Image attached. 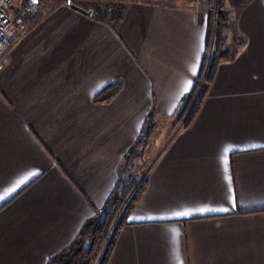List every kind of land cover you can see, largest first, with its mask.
<instances>
[{
    "label": "crops",
    "instance_id": "obj_1",
    "mask_svg": "<svg viewBox=\"0 0 264 264\" xmlns=\"http://www.w3.org/2000/svg\"><path fill=\"white\" fill-rule=\"evenodd\" d=\"M51 1L25 11L0 69V264H47L74 240L145 116L173 117L207 54L197 8L129 0L112 27ZM226 5L245 43L149 165L107 264H264V0Z\"/></svg>",
    "mask_w": 264,
    "mask_h": 264
},
{
    "label": "trees",
    "instance_id": "obj_2",
    "mask_svg": "<svg viewBox=\"0 0 264 264\" xmlns=\"http://www.w3.org/2000/svg\"><path fill=\"white\" fill-rule=\"evenodd\" d=\"M72 1L78 4L79 0ZM90 1L94 4L93 6L90 3V7L93 8H91L93 13L99 15L96 16L97 19L107 22L112 27H115L121 20L124 11L123 5L114 3L102 4L101 0ZM207 6L211 10L214 9L215 14L213 15V13L209 12L206 20L208 23L207 51L211 45L212 32L214 34L212 39L211 56L204 79L205 83L210 81L216 65L221 61L232 58L245 43L244 37L241 35L237 42V48L231 51L229 50L226 30L229 29L233 23L226 5V0H207ZM17 11L19 12V15H22L26 10H23V8L21 9L20 7ZM213 18L214 30H212L211 25ZM198 21L202 22L200 15ZM207 59L208 52L203 59V66L206 65ZM203 69L204 68L202 67V71ZM115 89L116 83L107 85L95 96V101L108 100L114 94ZM206 89V85L200 88L199 98L197 99L194 109L186 120L184 126H187L190 123L198 110L199 104L206 93ZM194 93L191 92L186 99L189 100L194 97ZM153 112L154 110H151L145 116L137 138L131 144L124 156L123 166L119 170L117 182L106 198L101 210L93 219L87 221L82 226L78 235L66 248L50 257L47 264H107L119 230L126 223L128 212L145 189L146 172H143L138 176L136 174L137 169L135 168V161L140 158V150L148 143L154 131Z\"/></svg>",
    "mask_w": 264,
    "mask_h": 264
},
{
    "label": "rangeland",
    "instance_id": "obj_3",
    "mask_svg": "<svg viewBox=\"0 0 264 264\" xmlns=\"http://www.w3.org/2000/svg\"><path fill=\"white\" fill-rule=\"evenodd\" d=\"M57 1L58 0L51 1V2L52 4H55ZM101 1H102V4L114 3L118 5H123L125 2H128L129 0H101ZM159 1L167 2L171 4L191 6V7L197 8L198 10H201L203 14H208L209 12L213 13V15L215 14L214 9L211 10L210 8H208L207 0H159ZM90 3H91L90 0H79L78 1L79 6L85 9H91L92 8L90 7L91 4L94 6L93 3L91 4ZM12 4L17 14L19 13L17 9L21 7V9L23 8V10H27L26 15H28L35 9L37 10L39 8H44L45 5L49 4V0H13ZM23 13H25V11ZM38 15H40V13ZM95 16H99V15L96 14ZM30 18L31 17L26 18L28 22V26L31 20ZM211 25H212V30H214V18L211 21ZM213 34L214 33L212 32L211 45L207 51L208 59L206 61V65L203 66L204 68L203 71H201V77H199L200 83L197 85V89L194 93V97H192L189 100H187L186 98L181 100V105L178 107V109L175 110V112L173 113L174 115L173 117H170V118L161 117L158 120L157 124L154 122V129H153L154 131L148 143L140 150L141 152L140 158H138L135 161V168L137 169L136 174L138 176H140L141 173L146 172V170L148 169L153 159L160 152L161 148L164 147V145L170 140V138L175 134V132L180 129V127L184 126L186 120L191 115L194 109V106L196 104V101L199 98V90L205 84L204 79L207 73L206 72L207 66L210 60V56H211ZM226 35H227V45L229 47V50L231 51L237 48V44H238L237 42H238V39L241 37V34L235 29L233 25H231V27L226 30ZM209 39H210V36H209Z\"/></svg>",
    "mask_w": 264,
    "mask_h": 264
},
{
    "label": "built area",
    "instance_id": "obj_4",
    "mask_svg": "<svg viewBox=\"0 0 264 264\" xmlns=\"http://www.w3.org/2000/svg\"><path fill=\"white\" fill-rule=\"evenodd\" d=\"M13 0H0V69L8 61L15 43L27 32L28 22L15 12Z\"/></svg>",
    "mask_w": 264,
    "mask_h": 264
},
{
    "label": "water",
    "instance_id": "obj_5",
    "mask_svg": "<svg viewBox=\"0 0 264 264\" xmlns=\"http://www.w3.org/2000/svg\"><path fill=\"white\" fill-rule=\"evenodd\" d=\"M66 3L69 7L83 13V14H86V15H92L93 14V10L92 9H85L81 6H79L78 4L74 3L72 0H66Z\"/></svg>",
    "mask_w": 264,
    "mask_h": 264
},
{
    "label": "snow or ice",
    "instance_id": "obj_6",
    "mask_svg": "<svg viewBox=\"0 0 264 264\" xmlns=\"http://www.w3.org/2000/svg\"><path fill=\"white\" fill-rule=\"evenodd\" d=\"M188 89L187 88H185V91H187ZM0 199H2V197H0Z\"/></svg>",
    "mask_w": 264,
    "mask_h": 264
}]
</instances>
